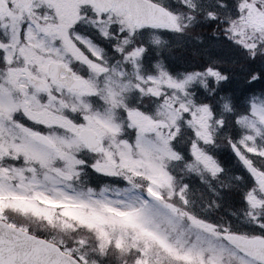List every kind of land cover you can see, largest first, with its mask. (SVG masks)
<instances>
[{
  "label": "snow or ice",
  "instance_id": "1",
  "mask_svg": "<svg viewBox=\"0 0 264 264\" xmlns=\"http://www.w3.org/2000/svg\"><path fill=\"white\" fill-rule=\"evenodd\" d=\"M0 264H264V0H0Z\"/></svg>",
  "mask_w": 264,
  "mask_h": 264
}]
</instances>
